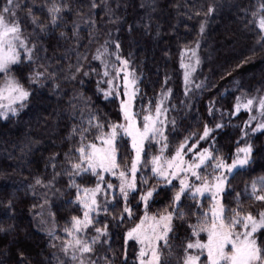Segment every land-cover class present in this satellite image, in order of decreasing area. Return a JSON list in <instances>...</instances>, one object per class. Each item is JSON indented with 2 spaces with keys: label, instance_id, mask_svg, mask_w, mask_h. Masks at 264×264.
<instances>
[{
  "label": "snow or ice",
  "instance_id": "obj_1",
  "mask_svg": "<svg viewBox=\"0 0 264 264\" xmlns=\"http://www.w3.org/2000/svg\"><path fill=\"white\" fill-rule=\"evenodd\" d=\"M100 7L110 23L120 22L108 0L99 4L91 0V10ZM25 8L27 11H23ZM68 10L70 6L65 0H44L39 5L29 4L28 0L0 3V120L19 117L30 107L36 90L48 83L53 84V92H59L60 85L55 82L61 76L65 81L82 77L81 87L85 84L83 78H89L91 83L90 78L95 76L93 95L116 107V120H112L91 107L92 99L85 98L83 93L70 99L68 115L74 122L67 139L71 146L62 160L59 152L47 156L44 172L32 176V182L27 185L34 197L40 193L42 202L34 204L32 211L34 220L51 241L49 247L56 250L51 253L55 264H116L110 229L121 226L124 250L120 264H129L130 245L137 248L133 264H172L173 259L175 264H264V207L255 214L250 210L255 205L264 206V174L253 176L245 182L242 191L236 192L235 207L229 208L224 202L232 191L229 186L236 173L255 171L254 140L264 135V89H258L254 95L241 91L227 111L217 109L215 102L210 101L202 131H192L177 139L182 118L171 113L190 111L193 93L207 87L205 81L195 83L201 65L200 40L194 46L180 47L184 99L178 105L172 103L174 93L166 88V77L161 90L145 104L140 88L142 76L137 75L132 60L123 55L122 43L105 39L95 49L91 62L85 63L88 56L79 51L82 29L78 22L72 25L76 47L68 48L59 58L63 60L75 54V63L61 69L59 64L53 68L50 62H42L55 58L47 56L49 47L68 39L64 31L57 32ZM37 11L46 19L37 16ZM215 12L216 5L209 4L199 28L201 37L205 22ZM194 14L199 16L200 11ZM243 18L245 29L256 35V44L264 46V0H255L244 9ZM84 23L97 28L94 17ZM28 25L32 31L26 35ZM144 29L147 32L150 24H145ZM128 30H133L131 25ZM94 39L90 33L89 42ZM36 40H46L48 44L40 45ZM42 48L43 56L39 55ZM92 62L97 67L93 68ZM73 99L79 103H73ZM217 112L220 120L210 126ZM243 113H247V119L241 125L223 122L225 116L231 121ZM227 127L238 129L239 135L234 150L225 154L217 144L218 133ZM38 144L28 145L22 151L32 153ZM64 178L66 189L57 188L58 181ZM84 178L94 183H80ZM64 191L74 192V197L63 202L71 204L78 214L66 219L60 228L56 214L49 212L45 217L43 209L54 206L49 194L59 196ZM205 199L209 201L207 206ZM245 199L250 201L247 209L242 203ZM186 200L192 201L187 211L182 208ZM157 204L163 206L153 211V205ZM4 207L14 217L13 202L9 200ZM192 217L194 223L189 222ZM178 220L180 224L176 223ZM185 224V238L178 246L174 245L177 229ZM13 227L0 226V233L7 234ZM101 247L105 249L102 254ZM9 260L11 264H28L26 251L19 246L16 256ZM0 264L5 261L0 260Z\"/></svg>",
  "mask_w": 264,
  "mask_h": 264
},
{
  "label": "trees",
  "instance_id": "obj_2",
  "mask_svg": "<svg viewBox=\"0 0 264 264\" xmlns=\"http://www.w3.org/2000/svg\"><path fill=\"white\" fill-rule=\"evenodd\" d=\"M32 2L39 5L44 0H28L29 4ZM100 2L101 0H97L98 4ZM65 3L70 6V10L64 14L62 26L57 32L64 31L68 39L59 41L54 48L49 47L47 56L55 58L42 62H50L53 68L59 64L61 69L66 68L69 63H75V54L63 60L59 58L68 48L76 47L77 40L72 37V25L74 21L78 22L82 29L79 32V51L87 53L88 56L85 63L91 62L95 49L103 44L105 39L119 40L122 43L123 55L132 60L137 75L142 76L140 88L144 94L145 104L149 97L154 98L161 90L166 77L168 78L166 88H171L174 93L172 103L178 105L179 101L184 99L182 71L179 68L180 47L194 46L196 40H200L198 51L201 65L195 74V82L205 81L207 87L193 93L190 111L184 109L179 113H171L182 118L177 139L192 131H202V123L207 118L210 101L215 102L217 109L227 111L241 91L254 95L258 89H264V46L256 44V35L245 29L243 18V10L254 4L255 0H108L109 6L115 10V15L120 17V22L115 24L109 22L103 7L91 10V0H65ZM209 4L216 5V12L205 22V32L201 37L199 28L201 22L205 21L203 13L207 11ZM197 10L200 11L199 16L194 14ZM23 11H27V8ZM23 11L20 13L21 16ZM35 14L41 16V19H46L39 11ZM89 17L95 18L97 28H90L84 23ZM145 24H150L147 32L144 29ZM130 25L133 29L131 32L128 30ZM31 31L32 28L28 25L25 32ZM90 33L96 37L91 43ZM36 43L47 46L48 41L36 40ZM39 55H44L43 48ZM245 60L248 62L242 63ZM238 65L240 67H237ZM92 67H97V63L92 62ZM81 78L78 77L76 81H65L61 76L55 82L60 85L59 92H53V84L48 83L46 87L36 90L37 95L32 98L30 107L19 117L8 121L0 120V226L4 228L14 226L7 234L0 233V260H4L5 264H11L9 257L16 256L17 246L26 251L28 264H55L51 253L56 250L49 247L51 241L34 220L35 213L32 211L34 204L39 205L42 202L39 198L40 193L38 191L34 197L27 190V185L32 182V176L44 172L47 156L59 152L62 160L64 152L71 146L67 136L74 121L69 119L71 105L68 101L83 93L85 98L92 99L91 107L99 109L101 115L116 120V107L105 104L93 95L96 77L90 78L91 83L89 78H83L85 80L83 87L79 83ZM73 103H79L78 99H73ZM245 119L247 113L231 121L225 116L223 122L241 125ZM219 120L220 114L217 112L216 119L210 126ZM238 135V129L227 127L221 130L218 133L217 144L221 152L227 154L234 150ZM35 142L39 144L34 152L22 151ZM254 143L257 148L253 165L255 171L237 172L232 178L229 186L232 191L224 198L229 208L235 207V194L243 190L246 181H250L253 176L264 174L262 147L264 135H258ZM48 174H51L50 168ZM79 182L91 185L94 180L84 178ZM66 184L67 180L64 178L59 180L56 186L65 190ZM49 195L54 206L43 209L44 215L48 217L49 212L55 213L57 225L63 228L66 219L78 214L71 204L63 202L74 197V192L64 191L63 195ZM9 200L15 205L14 217L5 211L4 206ZM191 203L192 201L186 200L182 208L187 211V205ZM208 203L209 201L205 199L204 205L207 206ZM242 203L247 209L250 201L245 199ZM162 206L153 205V211ZM260 207L264 206L255 205L250 210L255 214ZM36 211L40 209L37 208ZM104 222L101 218V224ZM189 222L194 223L195 218L192 217ZM176 223L180 224V221ZM186 227L187 224L177 229L172 241L174 245L178 246L185 238ZM122 229L123 226L110 229L112 250L117 253L116 264H120L123 258V241L120 235ZM104 251L103 247L99 249L101 254ZM135 253V245H130L127 249L129 264L135 261ZM109 254L111 255V252ZM172 264H175V259Z\"/></svg>",
  "mask_w": 264,
  "mask_h": 264
},
{
  "label": "rangeland",
  "instance_id": "obj_3",
  "mask_svg": "<svg viewBox=\"0 0 264 264\" xmlns=\"http://www.w3.org/2000/svg\"><path fill=\"white\" fill-rule=\"evenodd\" d=\"M25 34L27 35L28 34V32H25ZM200 56V55H199ZM196 83V82H195ZM193 87H194V85H193ZM183 90H184V87H183ZM44 213V212H43ZM45 216V215H44ZM46 217V216H45ZM135 250L137 251V248H136V246H135ZM136 254V253H135Z\"/></svg>",
  "mask_w": 264,
  "mask_h": 264
}]
</instances>
